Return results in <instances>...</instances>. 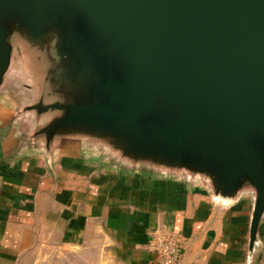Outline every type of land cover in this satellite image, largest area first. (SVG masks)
Instances as JSON below:
<instances>
[{
  "label": "water",
  "instance_id": "obj_1",
  "mask_svg": "<svg viewBox=\"0 0 264 264\" xmlns=\"http://www.w3.org/2000/svg\"><path fill=\"white\" fill-rule=\"evenodd\" d=\"M17 42L52 98L28 108L58 112L37 132L47 145L80 134L200 177L225 201L251 190L252 258L264 216V0H0V86Z\"/></svg>",
  "mask_w": 264,
  "mask_h": 264
},
{
  "label": "crops",
  "instance_id": "obj_2",
  "mask_svg": "<svg viewBox=\"0 0 264 264\" xmlns=\"http://www.w3.org/2000/svg\"><path fill=\"white\" fill-rule=\"evenodd\" d=\"M16 46L0 86L1 262L51 239L78 247L94 237L111 245L121 264H163L151 241L174 232L184 239L182 264H253V193L225 201L200 177L133 163L80 134L47 145L37 132L58 112L28 108L52 98L43 92L39 61ZM258 237L251 259L264 264V216Z\"/></svg>",
  "mask_w": 264,
  "mask_h": 264
},
{
  "label": "rangeland",
  "instance_id": "obj_3",
  "mask_svg": "<svg viewBox=\"0 0 264 264\" xmlns=\"http://www.w3.org/2000/svg\"><path fill=\"white\" fill-rule=\"evenodd\" d=\"M244 192L252 193L251 190ZM254 199L250 216L251 221L255 203ZM100 239L94 237L87 238L83 246L78 247L63 245L57 243L55 239H51L50 242L36 244L29 254L23 253L18 259L0 261V264H121L115 252L112 251L111 245L106 244V242L98 243L97 240ZM254 252L255 250L253 251V255ZM248 254L250 256V246L248 247ZM257 255L259 257V252ZM256 260L250 258L251 263L259 264V258H256Z\"/></svg>",
  "mask_w": 264,
  "mask_h": 264
},
{
  "label": "built area",
  "instance_id": "obj_4",
  "mask_svg": "<svg viewBox=\"0 0 264 264\" xmlns=\"http://www.w3.org/2000/svg\"><path fill=\"white\" fill-rule=\"evenodd\" d=\"M151 247L163 264H182L184 239L181 234L174 232L157 234L151 241Z\"/></svg>",
  "mask_w": 264,
  "mask_h": 264
}]
</instances>
